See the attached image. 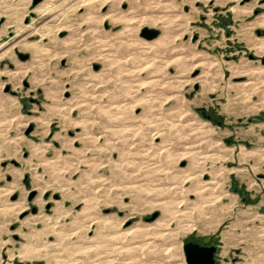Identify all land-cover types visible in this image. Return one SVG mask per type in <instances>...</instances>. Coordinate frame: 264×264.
I'll return each instance as SVG.
<instances>
[{"label": "rangeland", "instance_id": "1", "mask_svg": "<svg viewBox=\"0 0 264 264\" xmlns=\"http://www.w3.org/2000/svg\"><path fill=\"white\" fill-rule=\"evenodd\" d=\"M186 240L264 264V0H0V264Z\"/></svg>", "mask_w": 264, "mask_h": 264}, {"label": "water", "instance_id": "2", "mask_svg": "<svg viewBox=\"0 0 264 264\" xmlns=\"http://www.w3.org/2000/svg\"><path fill=\"white\" fill-rule=\"evenodd\" d=\"M158 30L154 28H146L143 34L150 39L157 35ZM27 57V54L23 55ZM185 260L187 264H217L215 261V245H203L193 240H186L183 243Z\"/></svg>", "mask_w": 264, "mask_h": 264}, {"label": "trees", "instance_id": "3", "mask_svg": "<svg viewBox=\"0 0 264 264\" xmlns=\"http://www.w3.org/2000/svg\"><path fill=\"white\" fill-rule=\"evenodd\" d=\"M14 264H33V263L15 261Z\"/></svg>", "mask_w": 264, "mask_h": 264}]
</instances>
